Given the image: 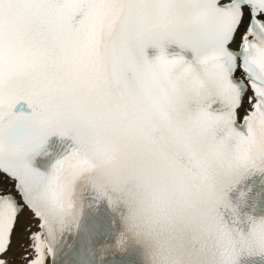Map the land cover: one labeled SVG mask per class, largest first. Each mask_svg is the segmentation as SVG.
I'll use <instances>...</instances> for the list:
<instances>
[{
    "label": "snow or ice",
    "instance_id": "1",
    "mask_svg": "<svg viewBox=\"0 0 264 264\" xmlns=\"http://www.w3.org/2000/svg\"><path fill=\"white\" fill-rule=\"evenodd\" d=\"M262 209L264 0H0V264H239Z\"/></svg>",
    "mask_w": 264,
    "mask_h": 264
}]
</instances>
